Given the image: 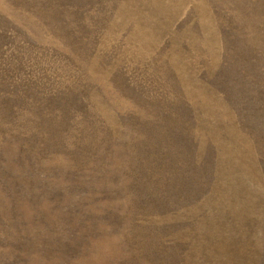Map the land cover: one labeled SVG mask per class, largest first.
Wrapping results in <instances>:
<instances>
[{"label":"rangeland","instance_id":"obj_1","mask_svg":"<svg viewBox=\"0 0 264 264\" xmlns=\"http://www.w3.org/2000/svg\"><path fill=\"white\" fill-rule=\"evenodd\" d=\"M0 264H264V0H0Z\"/></svg>","mask_w":264,"mask_h":264}]
</instances>
